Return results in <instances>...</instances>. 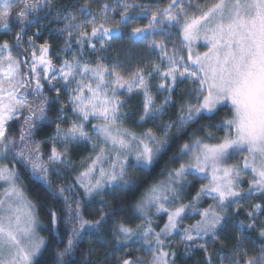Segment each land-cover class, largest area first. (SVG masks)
Listing matches in <instances>:
<instances>
[{
	"label": "snow or ice",
	"instance_id": "1",
	"mask_svg": "<svg viewBox=\"0 0 264 264\" xmlns=\"http://www.w3.org/2000/svg\"><path fill=\"white\" fill-rule=\"evenodd\" d=\"M0 264H264V0H0Z\"/></svg>",
	"mask_w": 264,
	"mask_h": 264
},
{
	"label": "trees",
	"instance_id": "2",
	"mask_svg": "<svg viewBox=\"0 0 264 264\" xmlns=\"http://www.w3.org/2000/svg\"><path fill=\"white\" fill-rule=\"evenodd\" d=\"M83 155H84V154H83ZM30 191L33 192V194H35V187L30 186ZM41 220H42L43 222L46 223V219H45V217H44V215H43L42 212H41ZM41 235H45V236H47L48 233H47V232H42ZM83 247H84V248H87V247H88L87 243H85V244L83 245Z\"/></svg>",
	"mask_w": 264,
	"mask_h": 264
},
{
	"label": "rangeland",
	"instance_id": "3",
	"mask_svg": "<svg viewBox=\"0 0 264 264\" xmlns=\"http://www.w3.org/2000/svg\"><path fill=\"white\" fill-rule=\"evenodd\" d=\"M200 50L203 51L204 49L201 48ZM78 151L82 152V154H84V155H87V151H88V149H80V150H78Z\"/></svg>",
	"mask_w": 264,
	"mask_h": 264
}]
</instances>
